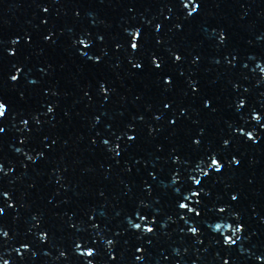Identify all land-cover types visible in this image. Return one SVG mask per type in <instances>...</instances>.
Returning <instances> with one entry per match:
<instances>
[{"label": "water", "instance_id": "water-1", "mask_svg": "<svg viewBox=\"0 0 264 264\" xmlns=\"http://www.w3.org/2000/svg\"><path fill=\"white\" fill-rule=\"evenodd\" d=\"M0 104V264H264V0H0Z\"/></svg>", "mask_w": 264, "mask_h": 264}, {"label": "snow or ice", "instance_id": "snow-or-ice-1", "mask_svg": "<svg viewBox=\"0 0 264 264\" xmlns=\"http://www.w3.org/2000/svg\"><path fill=\"white\" fill-rule=\"evenodd\" d=\"M192 11H195V8H193ZM136 47H137L136 44H132V48H136ZM176 58L179 59L180 57L177 56ZM12 79L15 80V79H16V76H13ZM50 111H51V109H50ZM4 115H5L4 105H3V104H0V117H3ZM248 136H249V137H252L250 132L248 133ZM211 165H212V166H215V168H216L217 170H219V169L221 168V162L218 161V160H216V159H211ZM195 183L199 184L200 181H199V180H196ZM180 207H181V208H186L187 205H186V204H181ZM135 227H136V228H140V225H139V224H136ZM147 231L151 232L152 229L149 228V229H147ZM191 231H192L193 233H195V232H196V229H195V228H192ZM226 242H227V243H232V242H234V241H233L232 237H228L227 240H226ZM87 255H88V256H92V255H93V252L89 251V252L87 253Z\"/></svg>", "mask_w": 264, "mask_h": 264}]
</instances>
